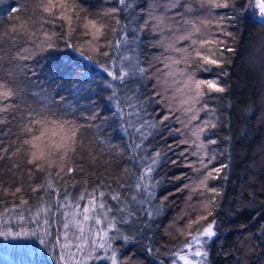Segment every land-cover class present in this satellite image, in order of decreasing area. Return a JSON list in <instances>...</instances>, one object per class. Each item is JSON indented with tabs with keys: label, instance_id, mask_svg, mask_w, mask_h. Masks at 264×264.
<instances>
[{
	"label": "snow or ice",
	"instance_id": "snow-or-ice-1",
	"mask_svg": "<svg viewBox=\"0 0 264 264\" xmlns=\"http://www.w3.org/2000/svg\"><path fill=\"white\" fill-rule=\"evenodd\" d=\"M19 3L20 7L11 9L14 15L9 27L0 33V70L6 73L0 74V125H11L9 134L14 137L7 147L0 140V161H11L7 172L15 179L14 188L0 182V236L37 237L56 254L57 264H130L131 258L122 257L117 246L120 241L133 239L124 229H150L147 221L163 211L153 204L152 179L165 155L161 151L131 157L130 162L138 159L142 168L129 174L133 183L113 178L115 188L106 180L89 187L84 180L82 190L74 194L73 189L82 183L75 176H86L85 162L95 167L98 151H104L97 150L96 145L104 144L113 155L119 153L103 138L100 126L92 123L96 112L84 115V110L59 93L30 90L27 66L20 62L35 60L63 41L66 47L97 63L110 78L101 83L115 102L114 115L125 118V131L138 134L140 142L132 144V152L140 150L154 132L185 137L176 147L189 145L180 155L186 160L188 155L198 158L187 164L196 179L181 189L189 193L187 210L165 229L166 236L182 238V242L165 255L172 257L170 264H207L209 242L217 236V198L222 195L210 181L220 179L228 167L211 166L217 159L211 147L217 144L213 130L222 123L217 115L220 105L215 102L229 91L223 82L228 73L223 69L226 63L231 64L227 56L235 49L228 43L233 37L228 28L244 10L245 0H150L144 7L136 0H114L99 10L87 7L86 0ZM249 6L264 17V0H251ZM218 9H232V17L220 15ZM144 32L158 33L151 46L162 50L146 60L141 59ZM74 39L83 42L73 43ZM4 62L11 71L4 69ZM17 72L25 74L24 81L15 77ZM149 80L154 81V91L146 95L141 88L147 90L145 82ZM73 89L84 90L77 85ZM152 104L163 105L168 115L159 121L149 119ZM170 118L180 127H162ZM81 119L87 122L81 123ZM93 128L96 133L86 136ZM168 147L171 150L172 146ZM5 195L11 198L10 205L4 201ZM111 202L116 203L113 206ZM13 220L19 230L12 225Z\"/></svg>",
	"mask_w": 264,
	"mask_h": 264
},
{
	"label": "trees",
	"instance_id": "trees-1",
	"mask_svg": "<svg viewBox=\"0 0 264 264\" xmlns=\"http://www.w3.org/2000/svg\"><path fill=\"white\" fill-rule=\"evenodd\" d=\"M147 2L150 0H136V4L141 7L147 6ZM113 3L114 0H86V6L94 10L111 6ZM250 3L251 0H245L244 10L237 13L238 18L228 28V31L233 33L228 43L235 49L234 54L227 56L231 64L226 63L223 69L228 73L223 77V82L229 91L215 102L220 105L217 115L222 123L213 130L212 138L217 140V144L211 147L217 159L211 166L227 164L228 167L221 173L220 179L210 181V186L220 189L222 195L217 198L214 228L217 236L209 242L207 264H264V17L257 8L249 6ZM18 7L19 0H0V33L9 27L13 20L11 9ZM216 11L220 15L232 17V9ZM55 28L60 30L59 25ZM141 39L142 60L160 55L162 50L151 46L158 39V33L144 32ZM72 42L83 41L74 39ZM58 45V48L36 56L35 60L20 62L27 66L26 76L32 84L30 90L38 92L43 88L52 95L59 93L70 99L77 108L84 110V115L96 112L97 119L92 123L100 126L103 138L115 145L119 153L113 155L104 144L96 145L97 150L103 148L104 151H98L99 158L95 167L85 162L86 176H75V179L82 183L73 189L74 194L78 195L82 190L84 180L88 181L89 187L100 180H106L115 188L113 178L133 183L129 174L139 173L142 168L138 159L130 162L131 157H144L146 154H154L155 151L164 153L159 166L152 173L155 184L153 204L163 209L162 214L147 221L151 225L150 229L129 231L125 228L124 234L133 239L120 241L117 246L122 257L131 258L130 264H170L172 257L165 253L179 245L182 238L170 239L165 235V229L187 210L189 193L181 189L196 179V174L187 164L188 161H196L198 158L188 155L186 160L185 156H181V151L189 145L180 144L176 147V142L185 137L179 133L168 135L167 131L159 134L154 132L144 141L140 150L132 152V144L140 142L138 134L131 129L125 131V118L114 115L115 102L109 99L110 90L101 83L102 80L110 78L97 63L87 60L79 51L66 47L63 41H59ZM100 62H104L103 59ZM3 67L12 70L7 62H4ZM0 74L6 75L2 70ZM15 77L24 81L25 74L17 72ZM203 78H208V74H203ZM145 83L148 85L147 90L141 88V92L151 95L154 91V81ZM73 85L84 90L76 92ZM22 86L28 87L24 83ZM121 95L123 96V93ZM126 111L133 109L126 108ZM148 112V118L157 121L168 115V110L157 104H152ZM201 115L203 116V113ZM86 122L81 119V123ZM167 126L180 127L171 118L165 121L162 127ZM10 127L9 124L0 125V140L4 142L5 147L14 139L9 134ZM96 131L97 129L93 128L86 136L91 137ZM170 145L171 150L168 147ZM105 160H108L109 164L105 165ZM10 166V160L0 161V182L14 188L15 179L7 172ZM124 169H127L128 173H124ZM68 182L71 183V179ZM132 194L135 195V192ZM25 198H28L27 184ZM4 201L11 204V198L7 195ZM111 203L114 206L116 202ZM140 215L144 217L145 214ZM211 219L212 217H209V220ZM12 225L19 230L15 220ZM148 248L153 251H147ZM0 264H57V259L56 254L40 244L37 237L0 236Z\"/></svg>",
	"mask_w": 264,
	"mask_h": 264
}]
</instances>
